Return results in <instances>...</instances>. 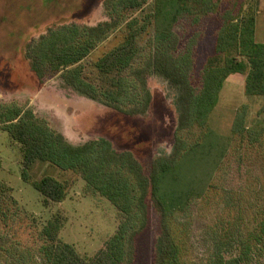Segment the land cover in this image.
Segmentation results:
<instances>
[{
    "label": "trees",
    "instance_id": "obj_1",
    "mask_svg": "<svg viewBox=\"0 0 264 264\" xmlns=\"http://www.w3.org/2000/svg\"><path fill=\"white\" fill-rule=\"evenodd\" d=\"M148 1L105 0L108 20L62 25L33 39L26 55L38 77L59 74L76 92L128 115L146 114L152 100L148 77L153 72L164 76L175 88L177 125L171 151L156 154L146 172L131 151L113 148L107 138L71 142L29 105L0 99V125L20 147L24 180L30 181L27 170L36 160L73 167L92 190L126 213L117 231L86 254L60 239L65 216L55 210L42 222L36 247L8 244L0 233V264H132L134 236L147 225L151 202L159 216L153 264H264L262 187L252 182L253 196L241 197L243 187L222 195L216 185L231 148L230 136L243 139L245 154L251 149L264 160V101L253 123L247 104L234 113L230 136L209 123L230 74H245V94L264 98V42L256 39L260 0H153L149 11L128 14ZM183 18L192 26L205 18L212 23L208 50L201 58L195 46L202 32L192 33L184 46L180 43L175 27ZM119 30L121 39L94 56L100 44ZM143 33L148 37L141 45L138 39ZM198 57L202 61L197 65ZM86 61L95 68L96 80L90 78ZM30 182L46 207L66 196V185L56 177L46 175ZM6 187L0 182V201ZM207 205L213 208L205 229L211 245L208 257L195 263L190 227L176 215L190 208L205 214ZM33 218L37 223L38 218Z\"/></svg>",
    "mask_w": 264,
    "mask_h": 264
},
{
    "label": "rangeland",
    "instance_id": "obj_2",
    "mask_svg": "<svg viewBox=\"0 0 264 264\" xmlns=\"http://www.w3.org/2000/svg\"><path fill=\"white\" fill-rule=\"evenodd\" d=\"M152 3L153 0H149L142 9L130 10L128 14L139 16L149 11ZM108 19L105 0H0V99L29 105L71 142L105 137L113 148L131 151L148 172L156 154L171 151L177 125L175 88L164 76L153 72L148 77L152 100L146 114L128 115L76 92L62 82L59 74L38 77L31 70V59L26 55L27 46L33 39L55 32L62 25H96ZM207 19L192 26L189 20L183 18L175 27L182 46L192 33L202 32L195 46L200 58L208 50V46H205L212 29V23L206 22ZM121 36L120 30L111 34L93 55L97 56L103 48L116 44ZM147 37L143 33L138 39L139 43L142 45ZM256 39L264 42V0L259 2ZM86 70L90 78L96 80V71L90 62L86 64ZM244 80L243 73L230 74L211 113L210 126L222 135L230 134L233 115L243 104L248 105L249 120L253 123L256 111L264 101L263 97L245 94ZM261 117L264 121V115ZM229 139L231 148L218 170V189L224 195L228 190L243 187L241 197L253 196L252 182H255L262 187L259 194L264 195V160L255 156L251 149L245 154L241 137L230 136ZM243 157L251 160L245 162ZM0 160V182L7 185L4 198L0 201L3 211L0 214V233L4 241H9L8 244L38 246L40 241L37 234L42 222L53 211L60 210L65 216L60 239L75 244L81 253L92 254L117 231L120 221H125L126 213H121L106 195L92 190L79 170L62 168L48 160H36L27 170L30 181L50 175L66 185L64 199L50 207L44 206L39 192L30 181L22 178L20 147L11 142L7 130L1 125ZM245 182L251 185L247 186ZM0 194L1 198L3 193ZM216 207H219V203ZM201 211L190 208L183 215H176L177 220L184 221L190 227V245L195 263L208 257L211 245L205 229L213 208L207 205L205 214H201ZM34 216L38 218L37 223L33 220ZM158 222L159 216L151 202L148 205V223L134 236L132 264H153L159 240Z\"/></svg>",
    "mask_w": 264,
    "mask_h": 264
}]
</instances>
